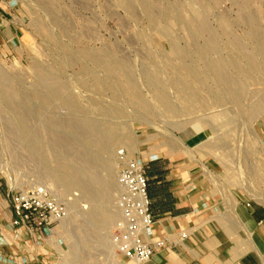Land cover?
<instances>
[{"label": "rangeland", "instance_id": "1", "mask_svg": "<svg viewBox=\"0 0 264 264\" xmlns=\"http://www.w3.org/2000/svg\"><path fill=\"white\" fill-rule=\"evenodd\" d=\"M0 13L20 33L0 43V216L10 184L69 211L36 261L136 263L112 238L120 150L149 160L196 133L226 169L263 164L264 0H0Z\"/></svg>", "mask_w": 264, "mask_h": 264}, {"label": "crops", "instance_id": "2", "mask_svg": "<svg viewBox=\"0 0 264 264\" xmlns=\"http://www.w3.org/2000/svg\"><path fill=\"white\" fill-rule=\"evenodd\" d=\"M13 23L0 13V43L19 36ZM177 135L179 143L166 148L172 154L140 159L156 220L151 240L163 239L167 247L135 264H264V161L245 175L239 165L229 170L200 156L201 135ZM258 137L264 144V123ZM8 206L0 216L8 228L7 241L0 236V264H43L35 260L38 236L18 231Z\"/></svg>", "mask_w": 264, "mask_h": 264}, {"label": "built area", "instance_id": "3", "mask_svg": "<svg viewBox=\"0 0 264 264\" xmlns=\"http://www.w3.org/2000/svg\"><path fill=\"white\" fill-rule=\"evenodd\" d=\"M116 171L119 218L112 235L113 243L124 258L144 263L152 259L157 251L167 247L163 239L151 240L156 220L152 212L146 167L136 156L120 150L117 153ZM2 186L0 179V189ZM8 197L14 213L13 226L31 237L48 232L69 216L67 206L57 201L45 187L18 190L10 184Z\"/></svg>", "mask_w": 264, "mask_h": 264}, {"label": "bare ground", "instance_id": "4", "mask_svg": "<svg viewBox=\"0 0 264 264\" xmlns=\"http://www.w3.org/2000/svg\"><path fill=\"white\" fill-rule=\"evenodd\" d=\"M245 4H246V2H247V0H242ZM251 20H252V18H251ZM200 25H204V23H203V21H202V23H200ZM241 49L243 50V51H245L246 52V49H245V47H241ZM248 52V51H247ZM213 66V65H212ZM213 67H215L214 69H215V71H216V74L226 83H224V85L226 86L227 84H232V77L230 76V74H229V72H228V69L226 68V65H224L223 63H220V62H215L214 63V66ZM234 81V80H233ZM234 83V82H233ZM226 88H228V87H226ZM255 111H257V109H255ZM156 148V147H155ZM158 148V147H157ZM156 148V149H157ZM158 150H159V148H158ZM157 150V151H158ZM145 155V154H144ZM65 221V220H64ZM64 221H62V222H64ZM61 222V223H62Z\"/></svg>", "mask_w": 264, "mask_h": 264}]
</instances>
